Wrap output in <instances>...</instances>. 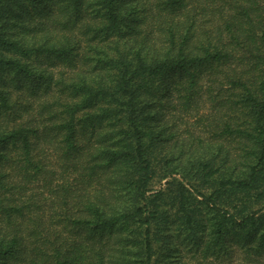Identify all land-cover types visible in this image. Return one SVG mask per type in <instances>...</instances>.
I'll return each mask as SVG.
<instances>
[{
    "label": "trees",
    "instance_id": "1",
    "mask_svg": "<svg viewBox=\"0 0 264 264\" xmlns=\"http://www.w3.org/2000/svg\"><path fill=\"white\" fill-rule=\"evenodd\" d=\"M0 264H264V0H0Z\"/></svg>",
    "mask_w": 264,
    "mask_h": 264
}]
</instances>
